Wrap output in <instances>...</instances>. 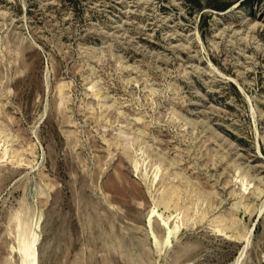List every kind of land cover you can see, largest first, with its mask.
Listing matches in <instances>:
<instances>
[{
	"label": "rangeland",
	"instance_id": "obj_1",
	"mask_svg": "<svg viewBox=\"0 0 264 264\" xmlns=\"http://www.w3.org/2000/svg\"><path fill=\"white\" fill-rule=\"evenodd\" d=\"M0 264H264V0H0Z\"/></svg>",
	"mask_w": 264,
	"mask_h": 264
},
{
	"label": "bare ground",
	"instance_id": "obj_2",
	"mask_svg": "<svg viewBox=\"0 0 264 264\" xmlns=\"http://www.w3.org/2000/svg\"><path fill=\"white\" fill-rule=\"evenodd\" d=\"M235 261H237V260H235Z\"/></svg>",
	"mask_w": 264,
	"mask_h": 264
}]
</instances>
